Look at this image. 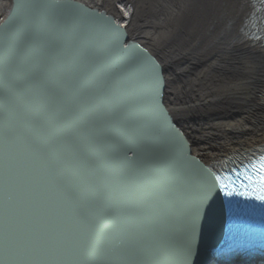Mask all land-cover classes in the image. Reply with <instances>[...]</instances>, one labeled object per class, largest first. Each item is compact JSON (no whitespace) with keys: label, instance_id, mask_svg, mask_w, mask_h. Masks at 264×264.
<instances>
[{"label":"water","instance_id":"95a60500","mask_svg":"<svg viewBox=\"0 0 264 264\" xmlns=\"http://www.w3.org/2000/svg\"><path fill=\"white\" fill-rule=\"evenodd\" d=\"M10 10L0 21V264H180L197 205L190 255L219 258L218 196L147 111V62L80 12L39 0ZM39 72L50 102L37 147Z\"/></svg>","mask_w":264,"mask_h":264},{"label":"bare ground","instance_id":"6f19581e","mask_svg":"<svg viewBox=\"0 0 264 264\" xmlns=\"http://www.w3.org/2000/svg\"><path fill=\"white\" fill-rule=\"evenodd\" d=\"M39 1L103 23L147 62L146 109L175 141L184 169L264 147V47L241 33L249 0H169L170 9L166 0ZM12 2L0 0V21ZM237 257L202 264H264V256ZM186 258L180 264L197 262Z\"/></svg>","mask_w":264,"mask_h":264},{"label":"snow or ice","instance_id":"6c2138e0","mask_svg":"<svg viewBox=\"0 0 264 264\" xmlns=\"http://www.w3.org/2000/svg\"><path fill=\"white\" fill-rule=\"evenodd\" d=\"M40 78H41V73L39 72L37 76V84H36L37 97L35 100V108L33 111V121L34 120L39 121V123L36 126V130L33 131V143L37 147L40 146V139H41L40 130L41 128H43L44 122H46L47 105L50 102L49 100L42 99L43 96L45 95V92L43 89L39 88ZM103 86L105 85L101 84V87ZM87 104H88V100L86 97L84 101L80 100V104H79L80 111ZM260 169L261 171H264V162L260 164ZM261 181L264 182V176L261 177ZM227 194L231 195L232 193H227ZM198 212H199V206L197 205L194 208H190L185 215V220H184L185 228H184V234L182 236V243L177 249V255L181 257H186L187 255H190L191 248H190V243L187 240V237L190 234L191 226L194 225L195 216L198 214ZM39 218L43 221L46 219L44 215H39Z\"/></svg>","mask_w":264,"mask_h":264},{"label":"rangeland","instance_id":"374dc122","mask_svg":"<svg viewBox=\"0 0 264 264\" xmlns=\"http://www.w3.org/2000/svg\"><path fill=\"white\" fill-rule=\"evenodd\" d=\"M166 3H167V9H170V3H169V0H166ZM168 11V10H167ZM151 27V26H150Z\"/></svg>","mask_w":264,"mask_h":264}]
</instances>
